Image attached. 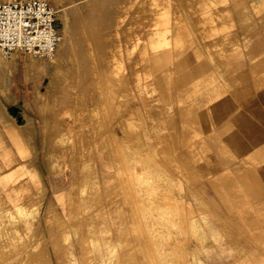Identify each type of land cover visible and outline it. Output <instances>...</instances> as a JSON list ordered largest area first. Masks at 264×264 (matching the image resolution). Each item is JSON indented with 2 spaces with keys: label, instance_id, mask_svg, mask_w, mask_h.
I'll list each match as a JSON object with an SVG mask.
<instances>
[{
  "label": "rangeland",
  "instance_id": "1",
  "mask_svg": "<svg viewBox=\"0 0 264 264\" xmlns=\"http://www.w3.org/2000/svg\"><path fill=\"white\" fill-rule=\"evenodd\" d=\"M98 3L46 74L5 58L0 264H264V0Z\"/></svg>",
  "mask_w": 264,
  "mask_h": 264
},
{
  "label": "built area",
  "instance_id": "2",
  "mask_svg": "<svg viewBox=\"0 0 264 264\" xmlns=\"http://www.w3.org/2000/svg\"><path fill=\"white\" fill-rule=\"evenodd\" d=\"M59 11L48 0L0 2V52L7 58L55 57L62 40Z\"/></svg>",
  "mask_w": 264,
  "mask_h": 264
},
{
  "label": "bare ground",
  "instance_id": "3",
  "mask_svg": "<svg viewBox=\"0 0 264 264\" xmlns=\"http://www.w3.org/2000/svg\"><path fill=\"white\" fill-rule=\"evenodd\" d=\"M56 5H62L63 9L62 11L60 10V12L62 13L61 15V20L63 21V25H64V29L61 32L62 35V40L59 44L58 50H57V54L55 55L56 60L57 58H63L66 56V54L68 53L69 49H70V44H71V31H70V24H69V16H68V10L66 9L65 5H64V0H54ZM96 4H99L98 2L100 0H93ZM102 1V0H101ZM98 6V5H97ZM71 52V51H70ZM1 53V52H0ZM2 54V53H1ZM0 54V95L5 97L6 99H9L12 95V90L11 87L4 81V77L3 75L5 74V69L9 70V74L10 76H13V69H14V63L15 60H13L12 62L6 61L5 60V56L2 54ZM2 56L4 59H2ZM54 57V61L55 60ZM7 59V58H6ZM13 59H16L15 56L13 57ZM27 60V59H26ZM25 61V60H23ZM28 61L29 63L27 64V75L31 76L33 79L34 78H38L40 75L42 74H46L47 73V69H48V62L47 61H43V64H39L41 62L33 59L32 57H28ZM39 62V63H37ZM26 67V66H25ZM2 70L4 71L3 75H2ZM25 72V74H26ZM31 78V79H32ZM7 80V78H6ZM9 122V121H8ZM19 125V124H18ZM96 125V124H95ZM16 127V128H15ZM12 130H10L11 132V136L15 142V144L18 146L19 149H21V154H24V156H26V153L28 151V146L25 143L19 128L17 126H15ZM12 140V139H11ZM12 140V141H13ZM76 144V143H75ZM77 149V148H76ZM110 166V165H109ZM155 167V166H154ZM38 168V167H37ZM32 182L39 184L43 179L42 176L40 174V171L38 169H33L32 172ZM167 202V201H166ZM163 206V205H162ZM122 215V214H121ZM122 230V229H121ZM144 238V237H143ZM182 247V246H181ZM180 247V248H181ZM141 248V247H140ZM142 249V248H141ZM158 249V248H157ZM174 251V250H173ZM153 253V252H152ZM175 253V252H174ZM184 253V252H183ZM143 254V253H142ZM153 255V254H152ZM153 257V256H152ZM154 259V258H153ZM152 260V259H151ZM155 260V259H154ZM152 262H154L152 260ZM180 262V261H179ZM149 263V262H148Z\"/></svg>",
  "mask_w": 264,
  "mask_h": 264
},
{
  "label": "crops",
  "instance_id": "4",
  "mask_svg": "<svg viewBox=\"0 0 264 264\" xmlns=\"http://www.w3.org/2000/svg\"><path fill=\"white\" fill-rule=\"evenodd\" d=\"M12 97H13V94H12ZM261 101H262V103H264V95L261 96ZM258 106L257 105H252L251 107H249V111H251L253 115H256V117H258L259 120L261 119L262 122L264 123V112H262L260 110V108H259L260 106L259 107ZM0 107H2L4 110L6 109V111H7L6 106L1 101H0ZM10 117H11V115H10ZM10 119H11V121L13 120L15 122V119L13 117H11ZM13 121H12V123H13ZM240 122L242 123V126H243L244 131L246 133H248L249 136L252 139H255L256 140V139H261L262 138L260 135L258 136L259 130L254 126V124H251L250 121L247 118H243ZM229 180H232V179H229Z\"/></svg>",
  "mask_w": 264,
  "mask_h": 264
},
{
  "label": "water",
  "instance_id": "5",
  "mask_svg": "<svg viewBox=\"0 0 264 264\" xmlns=\"http://www.w3.org/2000/svg\"><path fill=\"white\" fill-rule=\"evenodd\" d=\"M8 111L10 112V114H12L14 117H16L18 119V123L22 122V117L19 116V109L16 107H12L9 108Z\"/></svg>",
  "mask_w": 264,
  "mask_h": 264
}]
</instances>
